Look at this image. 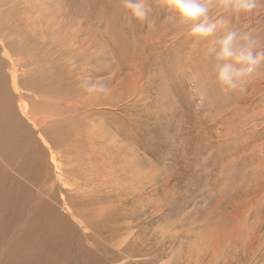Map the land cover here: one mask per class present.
<instances>
[{"label":"rangeland","instance_id":"rangeland-1","mask_svg":"<svg viewBox=\"0 0 264 264\" xmlns=\"http://www.w3.org/2000/svg\"><path fill=\"white\" fill-rule=\"evenodd\" d=\"M148 5L141 22L123 0H0L10 101L35 143L20 199L48 200L71 223L83 221L81 237L111 236L110 264H264V62L224 92L207 54L223 30L200 39L163 0ZM210 15L264 48V7ZM37 77L47 86L29 87ZM86 77L103 80L108 94H87ZM39 115L51 117L45 128ZM72 179L81 181L78 193ZM3 237L0 256L27 260L24 247L12 252Z\"/></svg>","mask_w":264,"mask_h":264},{"label":"bare ground","instance_id":"bare-ground-1","mask_svg":"<svg viewBox=\"0 0 264 264\" xmlns=\"http://www.w3.org/2000/svg\"><path fill=\"white\" fill-rule=\"evenodd\" d=\"M2 22H1L2 25L0 24V28L4 26ZM13 29L14 28H10L9 32H12ZM0 36H2L4 39H7L8 33L3 34V31H1ZM15 45L12 44L11 48L16 49ZM18 64H20V63L17 60H16V63H14L12 61L10 64V65H12L13 83H14V86H15L17 92H18V89L20 87L19 85L17 86L18 69H17L16 65H18ZM24 65H26V64H24ZM28 66L29 65L27 64L26 67L28 68ZM27 71L29 73V69H27ZM42 73H44V72H42ZM37 78L38 79L29 80V82H28L29 87H33L35 85H38V83H39V86H47L44 83H42V81L39 77H37ZM7 87L8 86H7L6 76L3 72V68H2V64H1V60H0V163L2 161H6L8 163L6 165V168H9V170H4L0 166V252H3V250H5L3 248L4 240H5L3 237V234L7 233V243H8V248L10 251L14 252L15 248H17L16 250H18V247H21V246L26 249L24 251V256H25L24 258H27V260L22 259L19 261V264H110L111 263L110 262L111 257L109 256L110 252H109V249L107 248L108 247L107 244L111 242V240H110L111 236L109 237V239H106L105 241H104V239H101V238L99 240L98 235L95 234L94 231H91V234H87L85 232V234L83 235L85 237H81L78 234V227L77 226L82 225L83 221L75 220L76 225L73 224V222L71 223L67 217L59 215L57 213L58 211L56 210L57 211L56 212L54 207L52 206L53 203L51 202L52 203L51 205H50V203L48 204V202H47L48 200L42 201V200H37L38 198H36L37 202L31 203L32 200H30L31 202H28V200L20 199V196H22V193L25 194V192H26L22 188L21 176H23V175H25V176L28 175V177L30 176L29 171H30V165H31V159H32V157H31L32 153L31 152L33 151L32 149L35 147L34 146L35 143L32 144V138H31L33 129L28 127V123L26 121H23L22 118L18 117V113L14 108V103H12L10 101V95H9ZM25 111L26 110L24 109L23 113ZM25 117L27 118L28 121H32V120L36 119L30 113L25 115ZM39 118H42L41 123L45 125L44 128L47 126L46 125L47 122L50 121V119H51L50 116L45 117L44 115H39ZM41 135H42L44 141H45L46 137L49 138L47 135H43L42 133H41ZM66 148H68V147H66ZM87 159H89V158H87ZM83 165H85V163ZM68 167H69V164H68ZM81 169L83 170V168H81ZM85 169L86 168H84V170ZM73 170H74V168H73ZM90 171H92V169ZM112 177H114V176H112ZM22 178L25 181V183L29 182L26 180L27 178L26 179L24 177H22ZM73 178H75V177H73ZM117 179H119V178H117ZM61 180H62V178H61ZM69 181H71V178ZM93 181L95 182V180H93ZM80 182L77 179H72V183H74L73 190L76 193H78V190L82 185V184L81 185L79 184ZM90 182H92V181H90ZM106 184H108V183H106ZM59 185H60V183H59ZM84 185H86V184H84ZM47 186L48 185H46V187ZM41 187H43V186H41ZM107 187H108V185H107ZM61 189H62V187H61ZM63 189H65V188H63ZM28 190L31 193H33V190L30 186L28 187ZM61 192H62V190H61ZM27 193H29V192H27ZM50 193H52V192H50ZM96 193H97V191H96ZM57 194H59V193H57ZM62 194H63V192H62ZM48 195H49V193H48ZM55 195H56V193H55ZM54 197H56V196H54ZM33 198H31V199H33ZM41 198H42V196H41ZM44 198H46V196ZM56 198H58V197H56ZM78 199H80V198H78ZM44 200H46V199H44ZM69 200L67 199L66 201H69ZM92 202H91V204H92ZM56 206H57V203H56ZM71 206H72V204H71ZM65 208H66V206H65ZM80 210H82V209H80ZM68 211L72 215H76L75 212H73V209L69 208ZM88 213H90V212H88ZM113 218H115V217H113ZM111 220H113V219H111ZM21 221H22V223L20 225ZM15 225H20V226L15 227ZM86 226L90 227V228L86 227L89 230L92 227V226H90V224H87ZM107 229L108 228L103 230L101 228L97 232H99L101 234L102 232H106ZM109 233H114V230H111ZM18 239L21 240L19 242L20 244L17 242ZM22 240H25V241H22ZM89 241H91V244L94 246L93 251L88 250L86 247L85 243L89 242ZM17 245H18V247H16ZM4 254H5V252H4ZM8 258L4 259L2 256H0V263H4V261H6L5 264H14L13 258L12 257H10L9 259ZM31 261L33 263H31Z\"/></svg>","mask_w":264,"mask_h":264},{"label":"clouds","instance_id":"clouds-1","mask_svg":"<svg viewBox=\"0 0 264 264\" xmlns=\"http://www.w3.org/2000/svg\"><path fill=\"white\" fill-rule=\"evenodd\" d=\"M163 2L177 25L187 26L190 34L197 38L216 37L218 30H223V35L213 41V47L207 49V54L216 61L213 65L216 81L224 92L241 88L264 62V48L251 33L228 29L221 17L214 19L210 15L211 9L216 7L230 9L236 14H250L264 7V0H163ZM123 7L129 11L130 17L141 22L148 20L150 12L148 0H123ZM80 86L94 97H102L109 92V86L101 79L86 77L82 79Z\"/></svg>","mask_w":264,"mask_h":264}]
</instances>
